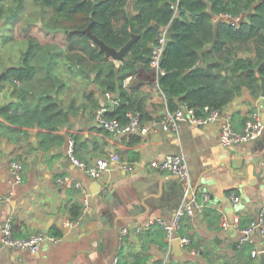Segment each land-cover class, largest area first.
Instances as JSON below:
<instances>
[{
	"label": "crops",
	"instance_id": "0c3cea01",
	"mask_svg": "<svg viewBox=\"0 0 264 264\" xmlns=\"http://www.w3.org/2000/svg\"><path fill=\"white\" fill-rule=\"evenodd\" d=\"M132 2L128 0L126 5L128 13L134 12ZM51 34L61 38L64 33L49 32L45 39ZM149 74L141 70L123 81L124 86L135 85L147 93L144 108L151 117L141 120L136 112L128 113L138 115L141 125L148 126L147 132H111L96 123L95 109L105 105L111 110L118 96L103 90L93 74L88 79L79 73L70 76L61 91L69 107L65 122L57 126L63 136L59 144L41 147L36 126L14 131L0 115V230L11 218L14 237L43 232L58 239L46 238L35 253L0 244V264H111L116 254L118 264L259 263L258 254L252 256L251 250H263L264 237L256 230L253 243H239L232 218L239 212V226H246L257 219L264 203V127L258 136L232 146L219 141L222 118L203 125L184 122L177 131L163 128L158 123L168 105L157 85L155 69L150 67ZM261 92L262 88L256 96L243 87L222 117L229 118L237 130L254 109L264 121ZM114 97L116 104L110 101ZM69 136L75 138V155L87 164L112 153L119 155V161L111 160L108 169L90 178L67 155ZM168 154L184 157L187 182L159 166ZM15 159L24 166L18 183L10 168ZM66 174L80 181L90 194V209L75 223L78 215L73 216V203L77 201L81 210V194L75 187L58 184L57 179ZM59 188L53 213L51 191ZM231 191L240 197L237 204L229 196ZM189 200L202 204V210L180 220L179 233L190 237L189 244L183 245L178 237L169 240L158 223L135 231L136 225L151 218L170 220ZM222 218L229 222L226 229ZM123 227L128 231L122 235Z\"/></svg>",
	"mask_w": 264,
	"mask_h": 264
},
{
	"label": "trees",
	"instance_id": "16d2710c",
	"mask_svg": "<svg viewBox=\"0 0 264 264\" xmlns=\"http://www.w3.org/2000/svg\"><path fill=\"white\" fill-rule=\"evenodd\" d=\"M33 1L36 6L25 13V0H0V24L3 18L16 22L24 17L27 33L34 22L31 14H36L46 33L63 31L66 45L55 50L27 34L18 62L0 80V93L10 83L9 92L15 95L0 103V115L14 131L36 126L41 147L62 142L57 126L65 122L69 106L61 91L78 73L83 79L93 74L103 90L116 92L118 103L107 111L109 117L126 123L128 113L136 112L141 120L149 119L144 108L147 93L123 81L141 70L150 73L151 46L164 26L167 37L159 60L163 72L156 82L170 109L178 106L175 97L203 114L205 105L223 111L243 87L260 94L264 0H133L132 13L126 11L128 0ZM90 20L94 34L115 48L137 34L121 62L109 59L79 31ZM40 50L46 60L41 74L35 62ZM73 206L76 217L79 203Z\"/></svg>",
	"mask_w": 264,
	"mask_h": 264
},
{
	"label": "built area",
	"instance_id": "2783aa9c",
	"mask_svg": "<svg viewBox=\"0 0 264 264\" xmlns=\"http://www.w3.org/2000/svg\"><path fill=\"white\" fill-rule=\"evenodd\" d=\"M167 37V27H162L157 33L156 40L151 46V55L149 60L150 67L154 68L156 71V76L162 73L163 70L159 66V60L163 52V48ZM112 103L117 102L116 98H110ZM203 114L196 113L195 109L186 105L179 103L174 109L166 108V112L162 118H160L159 123L163 128L177 131L180 125L184 122H189L192 124L203 125L207 123H215L219 119L218 137L219 141L224 146H232L241 142H245L258 136L264 127V121L261 118L260 112L254 109L244 120L241 130H237L233 127L232 122L227 117H222V111L217 108L204 106ZM109 108L105 105L98 106L94 111V117L96 123L102 128L111 132H131L135 129L141 132H147L149 130L148 126H142L138 115L128 114L129 119L126 123L120 122L115 117H109L107 111ZM66 152L71 161L86 172L90 178L98 177L103 171L108 169L110 161H119V155L117 153H112L110 157H99L92 164H87L85 161L79 159L75 155V138L69 136L67 138ZM162 168H166L171 174L177 176L183 181L187 182L189 178V170L187 164L184 161L182 155H166L160 165ZM23 163L19 159L10 161V168L13 180L15 182H21L23 179ZM58 184L63 187H75L79 190L81 194V210L78 214L76 221L81 219L84 214L90 209V194L87 189L82 185L80 181L75 179L73 176L66 174L57 179ZM188 188V187H187ZM186 188V190H187ZM185 190V191H186ZM230 198L237 204L240 197L235 191H231L229 194ZM1 198V196H0ZM9 199V196L7 197ZM202 210V204H199L195 200H189L184 202L179 206L170 220H166L161 217L151 218L142 224L136 225L135 231H141L144 226H149L152 223H158L164 229L167 237L171 240L174 237L180 238V242L185 245L189 244L191 239L187 235H181L179 233V226L181 218L186 214H193L195 210ZM240 213H236L233 218V224L235 225L237 231H239L238 241L241 244L253 243L254 233L256 230L264 237V203L260 206L258 217L256 220L247 224L246 226H239ZM71 221H66V224H71ZM221 225L224 229L229 225L226 218H222ZM128 228L123 227L120 233L123 235L127 233ZM52 241H57L56 236L51 234H46L43 232H38L31 234L27 237H14L12 235V221L11 218H7L0 230V244L3 246H11L14 248L28 249L31 252H37L40 248L41 243L46 239ZM252 256H256L258 251L256 249L251 250ZM119 257L116 254L112 257L111 264H118ZM163 264H167L164 262Z\"/></svg>",
	"mask_w": 264,
	"mask_h": 264
},
{
	"label": "rangeland",
	"instance_id": "374dc122",
	"mask_svg": "<svg viewBox=\"0 0 264 264\" xmlns=\"http://www.w3.org/2000/svg\"><path fill=\"white\" fill-rule=\"evenodd\" d=\"M26 5V12L30 11L32 8L36 6V3L33 0H25ZM32 18L34 19L33 25L30 27L29 31L26 33L23 30V27L25 23L28 21V19H24L22 17L20 20H17L16 22H12L11 20L5 22V18L2 19V24H0V71L2 70V67L4 65H14L18 62L22 50L26 47L27 34L33 35L38 38V40L42 44L52 45L55 50H57L58 47H62V44H65L64 40V34L59 38L55 37V34H51L49 39H45L46 31H44L39 25L41 24L40 19L37 20L36 14H31ZM54 50V49H53ZM39 55L35 59V62L38 64L39 68V74L42 72V66L45 65V51L40 50ZM43 56V57H42ZM45 60V61H43ZM11 84L8 83L5 89L0 93V103L4 100L11 101L12 98L15 97L14 94H11L9 92Z\"/></svg>",
	"mask_w": 264,
	"mask_h": 264
},
{
	"label": "water",
	"instance_id": "95a60500",
	"mask_svg": "<svg viewBox=\"0 0 264 264\" xmlns=\"http://www.w3.org/2000/svg\"><path fill=\"white\" fill-rule=\"evenodd\" d=\"M79 31L82 33H86L98 45L99 51L104 52L105 56L115 61H122L124 59L126 50L130 47L132 42L137 38L136 33H131L130 38L121 47L115 48L113 46L108 45L101 38H99L98 36L94 34V32L92 31V20H90V22L84 28L80 29ZM12 66L13 65L11 64L3 66L2 70L0 71V80L2 76L4 75L5 71ZM260 84L262 88L261 94L262 96H264V76L262 75L260 76ZM175 101L179 104L178 97H175ZM225 109L227 108L225 107ZM59 190L60 188L57 189V191L56 190L51 191L52 193V212L53 213H55L56 211L57 192ZM258 256H259L258 264H264V249L258 252Z\"/></svg>",
	"mask_w": 264,
	"mask_h": 264
}]
</instances>
